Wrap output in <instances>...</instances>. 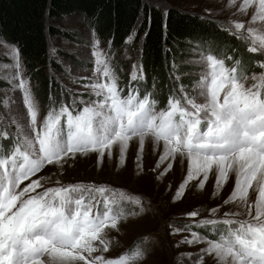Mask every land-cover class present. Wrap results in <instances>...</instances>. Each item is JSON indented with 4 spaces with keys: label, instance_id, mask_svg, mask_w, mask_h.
<instances>
[{
    "label": "snow or ice",
    "instance_id": "1",
    "mask_svg": "<svg viewBox=\"0 0 264 264\" xmlns=\"http://www.w3.org/2000/svg\"><path fill=\"white\" fill-rule=\"evenodd\" d=\"M227 6L236 8L233 15L252 12L247 22L230 20L219 26L221 30L248 44V52L264 54V0H228ZM92 36L93 75L72 77L66 67L74 83L85 81L87 98L66 88L71 101L61 99L57 106L50 94V108L42 120L16 45L9 46L12 64L0 65L15 69L2 78L11 83L12 91L22 93L24 107L23 112L13 111L12 97L0 99V264H133L145 258L147 237L118 257L104 255L112 245L109 230L118 231L120 222L144 213L142 196L94 182L57 180L46 187V178L38 174L48 166L62 170L77 155L94 153L102 165L114 151L119 152L118 167H124L133 140L138 143L134 164L139 173L149 139L154 153L163 147L153 169L165 165L157 179L172 170L176 157L181 164L187 160L188 170L173 202L194 180L203 191L213 174L216 198L230 173L235 174L232 191L223 205L210 209L209 218L175 227L177 234L190 233L180 243L205 245L195 260L192 253H181L179 264L185 258L204 264L205 256L215 264H264V61L253 62L261 71L249 74L242 57L201 51L191 62L199 69L197 78L173 88L165 107L158 110L154 92L143 83L142 63L133 66L126 89L121 87L111 57L97 47L94 30ZM133 38L130 35L126 43ZM57 52L50 48V57L56 58ZM57 63L63 65L58 58ZM172 69L175 73V64ZM250 190L256 193L254 200ZM232 204L237 210L217 216L221 207ZM186 215L197 218L199 211Z\"/></svg>",
    "mask_w": 264,
    "mask_h": 264
},
{
    "label": "rangeland",
    "instance_id": "2",
    "mask_svg": "<svg viewBox=\"0 0 264 264\" xmlns=\"http://www.w3.org/2000/svg\"><path fill=\"white\" fill-rule=\"evenodd\" d=\"M144 1L158 5L165 11L169 7H177L184 11L212 18L216 22H221L225 25H227L230 20H244L247 22L252 12V9H250L247 15H241L239 13L233 15V13L236 12V8H229L227 6L228 0ZM56 24L75 36L74 39H68L64 36H48V51L53 47L58 49L56 58H50L55 61H57L58 58L63 62V65L59 63L61 70H57L54 67H49L47 69V73L51 77H54L59 83V90L57 92L53 89L46 91L43 88V90L46 91L44 92L37 83L30 79L23 58L19 52L24 78L29 79L30 87L40 106L39 120L44 118L50 108V94L57 101V106L61 99H63L65 103H70L71 96L65 91L66 88L71 89L78 95H84V97L87 98L85 89L83 88V83L85 81L74 83L66 73V67L71 68L72 77L91 76L93 75L95 67L94 63L90 62L94 60L92 56L93 30L87 25L85 17L81 14H75L68 17L63 22H56ZM96 39L99 41L97 45L98 49L111 57V64L120 77V86L126 89L130 81V74L133 71V66L141 63L139 45L133 42L126 43L123 48L112 52L109 49L108 43L101 40L97 34ZM242 44H245L246 48L249 46L245 42H242ZM11 45L16 44L9 43L0 36V65L12 64L11 49L9 47ZM196 46L198 45L196 44ZM208 50H211L217 55L223 52L225 56L230 55L239 57L240 54V50H237L236 55H232L228 47L225 49L221 44L215 42H213V44L210 42L204 46L201 44L197 48H192L190 52L191 56L185 60L184 64L189 67V70H187L186 73L172 74L170 80L171 91L173 88L178 90L180 84L188 86L197 78L199 69L191 62L199 59L198 53L201 51L207 52ZM259 55L264 58V54L259 53ZM242 58L244 62L247 61V58ZM226 63L230 65L232 62L226 61ZM175 66L177 69L179 64H175ZM247 70L250 71L249 74L252 72L259 73L261 71L259 67L249 68V66H247ZM14 71L15 69L8 67L0 68V80L5 83V86L0 88V99L12 97L15 100V104L12 105L13 111L18 110L23 112L22 93L18 90L12 91L11 83L7 79L2 78L10 76ZM174 75L180 76V80L176 81ZM183 76L187 78L183 79ZM249 83H251V81H249ZM154 90L157 91L160 90V88L155 87ZM158 92L159 91H157V93ZM168 94H170V92ZM154 95L159 102L158 110L164 108L169 96L164 101L163 99H159L155 92ZM3 111L7 115V110ZM149 140L145 145L143 169L139 173H137L134 164L138 143L133 140L127 153L126 165L124 167H118V151H114L111 158L106 155L102 165L98 164V157L93 153L87 156L77 155L75 159H70L62 170H58L53 166H48L43 169L38 176L46 178L44 181L46 187L55 186L57 180L62 184L94 182L96 184H108L116 188H123L132 194L140 195L144 198L145 211L143 214L137 217H130L126 221L120 222L118 231L109 230L108 238L112 241V245L110 251L104 254L106 257H118L120 254L131 249L134 243L139 241L142 237H147V242L143 244V248L146 252L145 258L136 260L133 264H179L177 257H179L181 253H192V260H195L197 258L196 254H198L200 249L205 245L196 244L190 246L180 243L185 236L190 237V233L185 231L177 234L175 233V227H183L185 224L196 223L201 218H209L210 209L217 205H223L224 199L227 198L232 191L235 183V174L230 173L229 181L216 198H213V186L215 182V175L213 174L210 175L203 191L197 190L196 186L198 181L194 180L187 186L183 197L173 202V197L177 188L186 176L188 170L187 160L185 159L183 164H181L180 157H176V162L172 170L161 176L160 179H157V176L163 172L165 165H161V167L155 171L153 169L163 151V147L161 144L159 150L154 153L153 143H151V139ZM148 142L150 143L148 144ZM5 143H7V141H5ZM25 183H27V181ZM255 196L256 193L250 190V200H254ZM194 210L199 211V216L197 218H190L186 215ZM230 210H237V206L232 204L221 207L217 216L222 217L224 212ZM196 230L202 231L200 229ZM192 260L185 258L183 264H192ZM204 264H215V261L205 256Z\"/></svg>",
    "mask_w": 264,
    "mask_h": 264
},
{
    "label": "trees",
    "instance_id": "3",
    "mask_svg": "<svg viewBox=\"0 0 264 264\" xmlns=\"http://www.w3.org/2000/svg\"><path fill=\"white\" fill-rule=\"evenodd\" d=\"M75 14L85 17L87 25L112 52L123 48L127 38L134 35L132 42L140 47L143 83L164 101L171 92L172 74L189 70L185 60L191 56V49L201 44H221L232 55L240 50L239 57L247 58L249 68H256L253 62L264 61L259 53H249L245 44L221 30L219 26L224 23L177 7L165 11L144 0H0V36L18 46L28 76L42 90H59V83L47 73L49 67L61 70L50 58L48 36L74 39L56 22ZM173 64H179L175 73ZM3 86L0 80V88ZM155 87L160 88L158 93Z\"/></svg>",
    "mask_w": 264,
    "mask_h": 264
},
{
    "label": "bare ground",
    "instance_id": "4",
    "mask_svg": "<svg viewBox=\"0 0 264 264\" xmlns=\"http://www.w3.org/2000/svg\"><path fill=\"white\" fill-rule=\"evenodd\" d=\"M150 141V140H149ZM150 142H148V144H149ZM152 143V142H151Z\"/></svg>",
    "mask_w": 264,
    "mask_h": 264
}]
</instances>
